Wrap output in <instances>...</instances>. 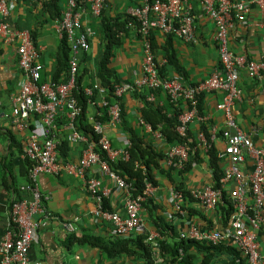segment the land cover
<instances>
[{
  "label": "built area",
  "instance_id": "built-area-1",
  "mask_svg": "<svg viewBox=\"0 0 264 264\" xmlns=\"http://www.w3.org/2000/svg\"><path fill=\"white\" fill-rule=\"evenodd\" d=\"M24 0H0V40L4 44H15L18 62L22 71L18 93L12 99V123L18 131H28L29 138L23 157L33 164L29 170L27 190L29 197L12 204L9 231L0 243V264H34L29 257V251L39 230L46 229L50 224V215L45 206L39 177L48 175L59 177L66 174L85 182L94 200L93 215L113 225L112 235L121 238H137L147 235L149 242L157 247L160 234L149 227L145 220L143 203L145 198H153L155 188L146 184L143 196L135 197L132 187L121 176L111 170L108 162L95 151V143L81 135L75 128V120L81 109L73 96L76 88L77 75L81 55L89 52L91 45L88 37L81 32L82 20L86 4H90L92 13L99 17L106 7V0H69L61 20L56 22L55 30L61 39H66L70 45L69 79L66 83L56 85L42 78L44 70L40 62V52L33 42L28 30H19L7 19L16 9L17 4ZM33 1V0H32ZM49 0H43L45 3ZM264 9V0H255ZM204 13L216 27V47L218 66L206 80L192 84L186 82L181 75H173L169 79L161 78L152 44L149 40L150 31L157 29L165 35H174L186 44L196 39L195 16L189 0H143L142 4L130 8L128 14L141 25L145 37L142 42L143 60L140 72L134 73V81L122 82L115 87V96L123 97L137 89L162 91L171 104L186 105L185 111L179 116L177 133L181 138H189L192 126L207 121L208 116H201L198 110V95L215 91L223 92V98L218 109L225 117V129L220 130L215 124L210 131V138L198 133V146L207 152L212 144L218 146L219 140L224 147L219 150L218 158L225 162L224 175L220 180V188H214L213 175L208 173L209 181L190 190L194 199L206 216L217 213L222 198L223 189L229 192L237 210L232 217L230 226L223 231L209 229L202 222L192 218L186 220L187 227L180 231V239H188L204 243L219 244L227 241L234 245L246 260V264H264L259 230L264 222V144L257 146L250 136L239 126L234 114V107L243 99V91L239 79L244 70L255 79L264 77V60H251L247 56L237 55L230 45V31L236 22H244L249 6L244 0H201ZM98 92L96 102L90 101L95 109L107 108L110 117L109 124L96 120L95 112L90 115L93 129L99 136L98 145L112 161H128L130 158V141L125 140L123 148L116 149L107 134V128L119 129L122 123L121 108L118 103L110 104L106 99V90L95 83L86 89L89 97ZM148 101H158L154 92L148 96ZM162 105V103H160ZM100 115V114H99ZM66 119L61 128L57 126L58 119ZM148 135L164 144L160 132H153L152 127L140 119ZM67 134L70 144L79 143L83 146L78 162L62 163L59 155V132ZM123 135V134H122ZM165 145V144H164ZM196 147L187 144L170 146L167 151L165 165L177 170H183L195 154ZM252 160L253 172L247 174L244 166ZM227 161V162H226ZM224 164V163H223ZM99 167L100 178L91 175V169ZM199 165H194V169ZM110 180L124 193L122 211L110 212L104 208V200L108 192L102 181ZM170 198L174 211L182 216L185 214L186 201L180 191L171 190ZM181 220V217H178ZM78 218L63 224L69 234L77 230ZM157 251V252H156ZM158 254V250H155ZM181 254L182 251H180ZM238 263L240 261H237Z\"/></svg>",
  "mask_w": 264,
  "mask_h": 264
},
{
  "label": "crops",
  "instance_id": "crops-1",
  "mask_svg": "<svg viewBox=\"0 0 264 264\" xmlns=\"http://www.w3.org/2000/svg\"><path fill=\"white\" fill-rule=\"evenodd\" d=\"M58 1L63 13L69 0ZM244 1L249 6V12L246 14L245 21L236 22L230 31L231 48L237 55L247 56L251 60H264V9L256 4L255 0ZM29 2L41 4L43 0H29ZM142 2L143 0H106V14L112 19L123 14L128 15L130 8L137 7ZM189 2L195 16L196 39L193 43L186 44L181 39L174 37L173 46L179 61L189 73L190 81L197 84L210 77L218 66L216 27L204 13L201 0H189ZM33 7L32 4L27 6L23 1H20L7 21L15 26L14 23L20 17L31 18V23L36 27V44L40 52V62L44 66L42 79L45 81L50 79L62 39L55 30L57 21L53 20L49 13L44 16L41 7L38 9ZM32 8L34 9L33 14L27 16L28 10ZM96 18L92 13L90 4H86L82 28L88 35L91 45L89 52L93 56L97 54L101 42ZM166 41L167 36L160 32L157 36L159 47L164 46ZM142 60V42L136 39L134 31L131 30L130 34L125 36V45L118 50L117 58L113 63V67L119 72L122 82L134 81V73L140 72ZM22 78L15 44H4L0 40V243L9 231V218L12 204L17 198V191L23 199L29 197L26 188L29 181V164L23 157V153L30 133L16 130L12 123V99L18 93ZM239 86L243 91V99L234 107L235 117L242 130L250 136L257 146H261L264 144V77L255 79L244 70L239 79ZM222 98L223 92L221 91L206 93L207 116L214 121L220 130L226 128L225 117L218 109V104ZM157 99L163 104L166 97L161 95ZM126 100L130 107V118L133 123L139 126L140 119L137 112L140 105L139 101L134 99L131 94L126 96ZM90 113H94L93 107L90 108ZM143 131L147 134L146 129ZM106 132L111 138L114 148L124 147L125 140L128 138L121 130L107 128ZM218 147L223 149V141L219 140ZM70 148V161L78 162L83 146L79 143H73L70 144ZM223 163L222 167L224 168L226 164ZM253 166L252 160H248L244 166V171L251 174ZM208 173L205 164L199 165L186 177L185 183L191 189L192 187L203 186L209 181ZM91 175L100 178L98 166L92 167ZM158 179L162 184L155 188L153 199L156 200L159 212L170 218L173 212L170 198L172 184L169 179L161 176H158ZM102 183L108 192L107 199L113 209L122 211L125 202L123 191L108 179H104ZM39 184L41 192L46 198L45 206L50 215V224L35 235L29 251L32 263L146 264L141 254L112 258L102 250L99 242L105 244L110 240H115L112 235L113 225L93 215L94 200L83 180L66 174L59 177L42 175L39 177ZM74 218L79 219L77 230L75 233L69 234L64 230L63 224L73 221ZM211 218L215 219L217 228L223 231L217 213L211 215ZM146 223L152 227L147 220ZM176 223L181 230L187 227L185 220L176 219ZM259 236L264 250V222L259 230ZM73 237L75 238L74 241ZM85 237L99 241L98 245L80 244L78 239Z\"/></svg>",
  "mask_w": 264,
  "mask_h": 264
},
{
  "label": "trees",
  "instance_id": "trees-1",
  "mask_svg": "<svg viewBox=\"0 0 264 264\" xmlns=\"http://www.w3.org/2000/svg\"><path fill=\"white\" fill-rule=\"evenodd\" d=\"M23 2L27 6L32 4V7L34 6L33 8L35 9L41 7L42 14L45 16L46 13H49L53 20L59 21L62 18V8L59 6L58 0H49L41 4L31 3L29 0H24ZM33 8L28 10L27 16L28 14H33ZM96 19V23L99 25L98 35L101 38V42L95 56L90 52L81 55L76 88L73 92L76 103L81 109L75 120V128L81 135L95 143V151L103 160L108 162L112 171L131 185L135 197L143 196L147 183L153 186H160L162 182H160L158 176H161L169 179L173 190L183 193L186 206H184V215L179 216L173 209L171 217L168 218L159 212L155 199L145 198L143 203L145 220L161 236L157 240V247L154 246V243L148 241L147 235H141L137 238L115 237V240H110L105 244L94 238L85 237L78 239L79 243L98 245L99 242L102 250L112 258L122 255L141 254L146 264H246L242 253L229 242L224 241L215 245L213 243L180 239L181 229L176 225V219L178 217H181L182 221L192 220L194 218L202 222L209 229H217L215 219L203 213L198 201L193 198L190 192L191 188L185 183L186 177L194 170V165L205 164L208 171L213 175L214 188L221 187L220 180L224 175V170L222 167L223 162L218 158L220 148L214 143L205 152L204 149L198 146L196 140L198 133H203L208 139L210 138V131L214 125V121L208 119L207 121L198 123L197 126L195 125L196 127L192 126L189 132L190 137L187 139L181 138L177 133V127L179 126V116L185 111L186 105L181 104L175 106L171 104L166 96L162 105L159 101L150 102L148 101V96L152 92L155 93L156 98L164 95V93L162 91H151L145 88L137 89L131 95L139 101L140 105L137 108L139 119L149 124L153 132H160L165 140V145L156 141L152 135L145 134L143 131L144 126L140 124L139 126L136 125L130 118L131 112L126 100L127 95L123 97L115 96V87L121 84L122 80L117 69L113 67V63L117 58V52L125 45V36H128L131 30L134 31L138 41H145V37L141 32V25L129 14H123L113 19L109 18L105 9ZM31 22V18L22 16L14 24L19 30H28L33 37L34 45L38 48L36 44V27ZM81 32L88 37L83 28ZM159 34V30L152 29L149 40L156 54L160 77L169 79L177 74L183 76L186 82L196 84L190 81L187 69L181 64L176 55L173 46V39L176 36L172 34L166 35L167 41L160 48L157 42V36ZM70 55V45L66 39H62L50 79H46V82L60 85L68 81ZM95 83H98L100 87L106 90V99L110 104L118 103L121 108L122 123L119 126V130L126 135L131 144L129 148L130 158L128 161L109 160L107 154L98 145L99 136L95 134L93 123L90 121V108L92 107L90 101L96 102L99 95L95 90L92 97L86 94V89L93 87ZM197 106L200 115L203 117L207 116L205 93L198 95ZM94 112L96 120L106 125L109 124L110 117L107 115V108L95 109ZM66 123L65 118H59L57 120V126L60 128ZM11 139L14 142L13 137ZM58 139L60 143L58 148L60 161L66 163L70 161L71 150L70 143L67 140V134L60 131ZM177 144H187L191 147L197 146L195 154H191L190 160L183 170H177L165 165L168 148ZM27 162L30 170L33 164L30 160H27ZM21 200H23V197L17 191V198L14 202ZM104 208L110 212L115 211L108 199L104 200ZM236 212L237 210L229 192L223 189L221 202L217 210V216L220 218L223 228L226 229L230 226L231 219ZM74 240L75 238L73 237ZM155 250H158L159 253L156 254ZM237 261L240 262L238 263Z\"/></svg>",
  "mask_w": 264,
  "mask_h": 264
}]
</instances>
